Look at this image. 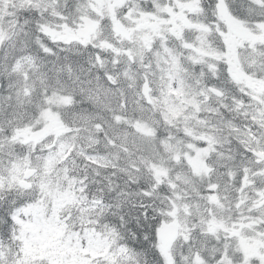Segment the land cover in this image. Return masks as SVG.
Here are the masks:
<instances>
[{"label":"snow or ice","instance_id":"snow-or-ice-1","mask_svg":"<svg viewBox=\"0 0 264 264\" xmlns=\"http://www.w3.org/2000/svg\"><path fill=\"white\" fill-rule=\"evenodd\" d=\"M0 264H264V0H0Z\"/></svg>","mask_w":264,"mask_h":264}]
</instances>
